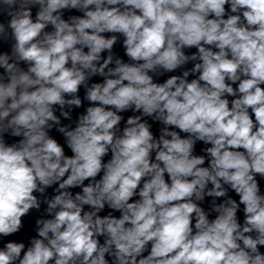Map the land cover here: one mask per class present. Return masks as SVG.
<instances>
[{
	"label": "clouds",
	"instance_id": "1",
	"mask_svg": "<svg viewBox=\"0 0 264 264\" xmlns=\"http://www.w3.org/2000/svg\"><path fill=\"white\" fill-rule=\"evenodd\" d=\"M0 17V264H264V0H0ZM42 205L27 245L6 239Z\"/></svg>",
	"mask_w": 264,
	"mask_h": 264
}]
</instances>
